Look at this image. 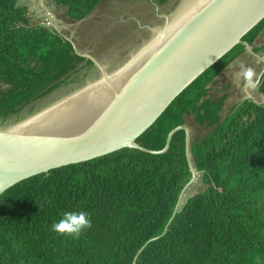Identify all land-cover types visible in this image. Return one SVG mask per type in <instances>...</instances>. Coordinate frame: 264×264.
I'll list each match as a JSON object with an SVG mask.
<instances>
[{
  "label": "trees",
  "instance_id": "trees-1",
  "mask_svg": "<svg viewBox=\"0 0 264 264\" xmlns=\"http://www.w3.org/2000/svg\"><path fill=\"white\" fill-rule=\"evenodd\" d=\"M49 1L81 23L104 0ZM32 15L21 0H0V127L97 73L73 41ZM263 31L264 19L242 41L252 46ZM244 53L243 45L234 47L136 140L161 151L193 116L211 131L190 145L204 189L176 210L191 179L183 130L162 155L123 149L51 170L0 196V264H264V104L244 101L223 118L225 99L208 98ZM258 90L264 98V85ZM68 211L88 213L92 227L78 238L54 232Z\"/></svg>",
  "mask_w": 264,
  "mask_h": 264
},
{
  "label": "water",
  "instance_id": "water-1",
  "mask_svg": "<svg viewBox=\"0 0 264 264\" xmlns=\"http://www.w3.org/2000/svg\"><path fill=\"white\" fill-rule=\"evenodd\" d=\"M263 19L264 0H181L161 26L147 27L148 40L109 73L97 65L98 76L86 79L72 94L12 127L0 128V196L24 180L123 149L165 154L173 135L183 130L191 179L177 210L199 176L189 128L172 131L161 151L145 149L136 140L234 47L243 45L254 54L242 39Z\"/></svg>",
  "mask_w": 264,
  "mask_h": 264
},
{
  "label": "rangeland",
  "instance_id": "rangeland-1",
  "mask_svg": "<svg viewBox=\"0 0 264 264\" xmlns=\"http://www.w3.org/2000/svg\"><path fill=\"white\" fill-rule=\"evenodd\" d=\"M180 1L170 0L166 5L159 7L156 0L152 2L148 0H104L90 17L81 23H75L69 20L64 9L56 7L49 0H21L23 4L29 6L30 13L34 14L32 15L33 20L40 18L41 25L55 27L61 35L73 41L78 53L92 59L96 67L100 65L108 73L112 70L111 68L124 62L131 51L147 41L151 35L147 27L152 30L161 26L164 17L173 14ZM249 56L252 58L251 55ZM244 64L255 68L254 58L248 60L246 57ZM263 67V65L260 66L259 70ZM98 74L97 67V73L94 76ZM81 85L57 90L46 100L40 102L36 106V111L72 94ZM0 89L3 87L0 86ZM255 97V102L264 103L261 97L256 95ZM17 123H10L8 126L12 127ZM186 123L189 130L193 132V139L203 138L211 132L210 129L197 125L193 116L187 118ZM0 128H5V126ZM199 178L198 176L187 190L184 198H190L204 189Z\"/></svg>",
  "mask_w": 264,
  "mask_h": 264
},
{
  "label": "crops",
  "instance_id": "crops-1",
  "mask_svg": "<svg viewBox=\"0 0 264 264\" xmlns=\"http://www.w3.org/2000/svg\"><path fill=\"white\" fill-rule=\"evenodd\" d=\"M63 9V8H62ZM60 12H63L59 10ZM64 13H66L64 11ZM253 52H255L257 55L250 54L248 52H245L241 57H239L235 62H233L225 71H223L217 79L213 82V84L210 87V91L208 93V98H214L216 101L219 99L224 98L223 103V111L222 115L223 118L226 117V115L230 112V110L237 104H240L244 101H252L254 102L256 97H261V99L264 100L263 96L259 92V90H256L255 92L251 93V99H249V96L245 93L243 90V79L238 78L235 74L239 72V65L241 63L244 64V61L246 60V57L249 59L255 60V71L257 73L264 72V67L260 68V66H264V31L261 33V35L256 39L254 44L251 46ZM258 51V52H257ZM252 58H250V56ZM256 57V58H255ZM247 62V61H246ZM246 65V64H245ZM248 66V65H247ZM251 67V66H249ZM253 68V67H252ZM262 102V101H261ZM263 104V103H258ZM190 136L191 139L193 138V132L190 130Z\"/></svg>",
  "mask_w": 264,
  "mask_h": 264
},
{
  "label": "clouds",
  "instance_id": "clouds-1",
  "mask_svg": "<svg viewBox=\"0 0 264 264\" xmlns=\"http://www.w3.org/2000/svg\"><path fill=\"white\" fill-rule=\"evenodd\" d=\"M45 27L57 30L52 26ZM212 62L214 63V61ZM235 75L238 78L243 79V90L249 96V99L252 98L251 93L255 92L261 88L262 85H264V72L257 73L254 68L243 63L239 65V72ZM91 227L92 222L88 213L84 211H68L63 214V217L58 222L53 224L52 230L60 235L78 238L84 230L90 229Z\"/></svg>",
  "mask_w": 264,
  "mask_h": 264
},
{
  "label": "flooded vegetation",
  "instance_id": "flooded-vegetation-1",
  "mask_svg": "<svg viewBox=\"0 0 264 264\" xmlns=\"http://www.w3.org/2000/svg\"><path fill=\"white\" fill-rule=\"evenodd\" d=\"M149 2H152V0H148ZM90 17V16H89ZM255 53V52H254ZM255 55H256V53H255ZM255 102V101H254ZM255 103H257V102H255Z\"/></svg>",
  "mask_w": 264,
  "mask_h": 264
},
{
  "label": "bare ground",
  "instance_id": "bare-ground-1",
  "mask_svg": "<svg viewBox=\"0 0 264 264\" xmlns=\"http://www.w3.org/2000/svg\"><path fill=\"white\" fill-rule=\"evenodd\" d=\"M113 59H114V58H113ZM105 64H106V63H105ZM108 69H109V68H108ZM108 69H107V70H108ZM94 72H95V71H94Z\"/></svg>",
  "mask_w": 264,
  "mask_h": 264
},
{
  "label": "built area",
  "instance_id": "built-area-1",
  "mask_svg": "<svg viewBox=\"0 0 264 264\" xmlns=\"http://www.w3.org/2000/svg\"><path fill=\"white\" fill-rule=\"evenodd\" d=\"M47 26H49V27H50V25H47Z\"/></svg>",
  "mask_w": 264,
  "mask_h": 264
}]
</instances>
